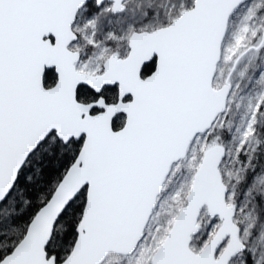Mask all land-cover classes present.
<instances>
[{
    "label": "snow or ice",
    "instance_id": "6c2138e0",
    "mask_svg": "<svg viewBox=\"0 0 264 264\" xmlns=\"http://www.w3.org/2000/svg\"><path fill=\"white\" fill-rule=\"evenodd\" d=\"M0 264H264V0H0Z\"/></svg>",
    "mask_w": 264,
    "mask_h": 264
}]
</instances>
